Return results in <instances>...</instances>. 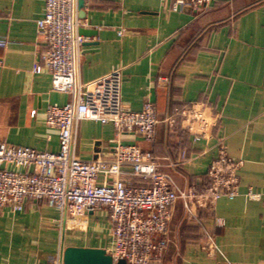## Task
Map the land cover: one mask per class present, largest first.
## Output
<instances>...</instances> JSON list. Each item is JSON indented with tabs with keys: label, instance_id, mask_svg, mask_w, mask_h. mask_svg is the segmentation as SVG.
<instances>
[{
	"label": "crops",
	"instance_id": "obj_1",
	"mask_svg": "<svg viewBox=\"0 0 264 264\" xmlns=\"http://www.w3.org/2000/svg\"><path fill=\"white\" fill-rule=\"evenodd\" d=\"M171 3L77 0L86 37L80 80L119 69L125 108L153 102L160 120L154 141L125 132L122 143L150 153L193 192L187 206L179 198L172 208L160 264H264V203L246 196L249 189L264 194V0H212L201 12L172 11ZM44 12L45 0H0L7 41L0 47V142L56 152L58 132L45 111L73 97L53 90L46 69L33 72L47 48L36 25ZM117 136L111 123L81 120L74 153L110 159ZM86 221L79 228L96 239L68 231L76 229L69 216L45 201H27L21 211L4 207L0 264H47L67 246L107 249L108 213L95 211Z\"/></svg>",
	"mask_w": 264,
	"mask_h": 264
},
{
	"label": "built area",
	"instance_id": "obj_2",
	"mask_svg": "<svg viewBox=\"0 0 264 264\" xmlns=\"http://www.w3.org/2000/svg\"><path fill=\"white\" fill-rule=\"evenodd\" d=\"M211 1L172 0L170 9L190 7L201 12ZM36 25L38 39L47 48L39 53L33 72L46 69L53 90L69 92L73 99L64 105L49 104L45 111L46 124L58 132L56 152L0 142V209L21 211L27 201H45L62 217L81 219L105 210L111 236V245L105 250L112 264H160L168 248L172 208L179 198L187 206L193 192L182 190L150 153L122 143L125 132L154 141L160 123L154 103L145 102L140 111L125 108L119 69L92 81L80 80L86 37L81 31L85 25L77 18V0H45L44 15ZM6 44L0 37V47ZM81 120L115 127L118 136L110 159L84 160L74 153L75 127ZM100 177L102 182H98ZM236 195V190L229 193L231 198ZM246 196L264 203L263 193L249 189ZM208 248L217 249L212 242ZM47 264H63L62 252Z\"/></svg>",
	"mask_w": 264,
	"mask_h": 264
},
{
	"label": "water",
	"instance_id": "obj_3",
	"mask_svg": "<svg viewBox=\"0 0 264 264\" xmlns=\"http://www.w3.org/2000/svg\"><path fill=\"white\" fill-rule=\"evenodd\" d=\"M62 260L63 264H112L111 255L98 247L67 246L62 248ZM119 264H124V261Z\"/></svg>",
	"mask_w": 264,
	"mask_h": 264
},
{
	"label": "rangeland",
	"instance_id": "obj_4",
	"mask_svg": "<svg viewBox=\"0 0 264 264\" xmlns=\"http://www.w3.org/2000/svg\"><path fill=\"white\" fill-rule=\"evenodd\" d=\"M86 218L84 219H81V218H75V217H72V216H69V220L71 221L69 224L70 226H73V227H76L73 228L72 230H68V231H72V232H75L79 235L82 234L88 238H91V239H96V237H94L95 235L90 233L91 231L90 230H83V229H80L81 227H84L83 225L85 224V222L87 223V221L85 220ZM80 227V228H79ZM91 235H94V236H91Z\"/></svg>",
	"mask_w": 264,
	"mask_h": 264
}]
</instances>
